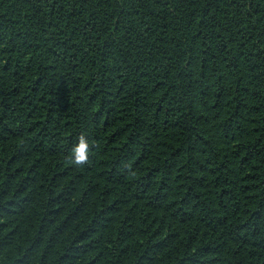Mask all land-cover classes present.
<instances>
[{"label":"trees","instance_id":"trees-1","mask_svg":"<svg viewBox=\"0 0 264 264\" xmlns=\"http://www.w3.org/2000/svg\"><path fill=\"white\" fill-rule=\"evenodd\" d=\"M0 264H264V0H0Z\"/></svg>","mask_w":264,"mask_h":264},{"label":"clouds","instance_id":"clouds-1","mask_svg":"<svg viewBox=\"0 0 264 264\" xmlns=\"http://www.w3.org/2000/svg\"><path fill=\"white\" fill-rule=\"evenodd\" d=\"M88 143L84 137H81L79 144L74 150V162L80 164L88 159L87 155Z\"/></svg>","mask_w":264,"mask_h":264}]
</instances>
